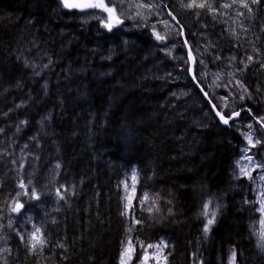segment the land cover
Returning <instances> with one entry per match:
<instances>
[{
    "label": "trees",
    "instance_id": "trees-1",
    "mask_svg": "<svg viewBox=\"0 0 264 264\" xmlns=\"http://www.w3.org/2000/svg\"><path fill=\"white\" fill-rule=\"evenodd\" d=\"M159 2L195 48L193 71L183 38L159 42L148 24L0 0V264H122L129 252L139 264L157 244L165 264H264L255 183L236 173L245 140L217 120L214 107L230 114L211 87V72L238 75L231 61L250 56L205 4ZM260 63L239 76L264 90Z\"/></svg>",
    "mask_w": 264,
    "mask_h": 264
},
{
    "label": "rangeland",
    "instance_id": "rangeland-1",
    "mask_svg": "<svg viewBox=\"0 0 264 264\" xmlns=\"http://www.w3.org/2000/svg\"><path fill=\"white\" fill-rule=\"evenodd\" d=\"M159 1L96 0L98 11H95V14L98 17L106 13L104 23L120 30L128 29V27L132 29L134 26H146L148 24L154 31L156 40H159V42L168 43L167 37L169 36L176 39L179 45H182L179 38H183V45L185 44L186 51V44H188L193 57L191 60H188V57L183 55L180 60L183 66L179 68L184 69L187 65L195 66L198 55L194 53L195 48L187 42L183 26L177 22L176 18L170 15V10L160 4ZM196 3L198 5L205 4L210 8V11L216 13L215 15H219V19H215V21L226 22L231 32L246 47L248 54L244 57L250 56L247 60L245 59L240 62L231 61V65L236 69L238 75H232L229 71H223L222 75L218 71L211 72V87L217 94L222 108L229 110L230 116L240 113V119L237 120L234 127L242 133L245 147L243 148L239 162H237L236 173L240 177L251 178L255 183L256 201L260 211V218L257 224L259 234L264 241V98L262 97L261 100H258L259 94H257H264V90L261 89V86H256L255 88L249 87L239 76L240 71L247 69L250 63L246 64V62H249V60L264 64V30L256 27L254 21H251V16L254 13L251 3L257 4L258 2H253V0H198ZM257 39L259 40L258 44H256ZM177 47L173 43H169L168 47H162V49L171 51ZM256 67L261 68L259 65ZM249 80L251 81L252 79ZM249 101L261 113L260 117H256L248 107H242L244 103ZM258 101H261L262 104H259ZM23 213L22 203L15 205L14 214L22 216ZM36 233L34 231L30 236L34 240L38 239ZM147 254L150 259L144 262L142 258L139 264H165L166 262L164 245L162 244L151 246L143 256ZM122 261V264H130L131 252Z\"/></svg>",
    "mask_w": 264,
    "mask_h": 264
},
{
    "label": "water",
    "instance_id": "water-1",
    "mask_svg": "<svg viewBox=\"0 0 264 264\" xmlns=\"http://www.w3.org/2000/svg\"><path fill=\"white\" fill-rule=\"evenodd\" d=\"M64 7L69 11H77L79 13H85L95 9V1L96 0H60ZM187 50L190 54L191 50L188 44H186ZM189 54V55H190ZM191 56L190 59H192ZM214 113L216 115L217 120L221 123L224 127H230L231 123L239 119V114L236 113L232 116H226L224 113L219 112L216 107H214Z\"/></svg>",
    "mask_w": 264,
    "mask_h": 264
},
{
    "label": "bare ground",
    "instance_id": "bare-ground-1",
    "mask_svg": "<svg viewBox=\"0 0 264 264\" xmlns=\"http://www.w3.org/2000/svg\"><path fill=\"white\" fill-rule=\"evenodd\" d=\"M169 13H170V12H169ZM170 15H172V14L170 13ZM170 18H171V17H170ZM174 23H175V22H174ZM176 24H177V23H176ZM191 55H192V54H190L189 59L191 58ZM218 111H219V112H222V111H220L219 109H218ZM222 113H223V112H222ZM224 114H225V113H224ZM137 193H138V192H137ZM136 195H137V194H136Z\"/></svg>",
    "mask_w": 264,
    "mask_h": 264
}]
</instances>
